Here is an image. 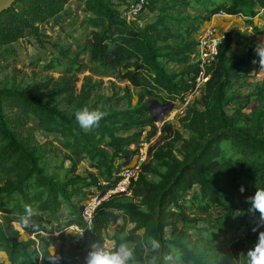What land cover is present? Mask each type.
<instances>
[{
    "label": "trees",
    "instance_id": "obj_1",
    "mask_svg": "<svg viewBox=\"0 0 264 264\" xmlns=\"http://www.w3.org/2000/svg\"><path fill=\"white\" fill-rule=\"evenodd\" d=\"M67 1L17 0L0 13V48L28 34L39 37L37 23L57 21ZM118 1L78 0L88 13L85 21L96 29L87 47L91 72L87 79L95 75L129 82L138 90L137 106L105 112L107 115L98 127L85 130L75 120V114L64 113L49 100L26 90L0 87V251L6 254L9 264H48L40 258V253L47 257L50 251L45 232L66 205L70 216L64 228L60 227L61 264H85L92 245L104 246L107 229L120 219L130 221L133 227L119 230L113 237L115 247L121 242L129 243L135 250V264H146L157 255L150 248L153 238L161 243L158 264H237L239 255L257 242L258 233L252 231L256 217L248 211L246 198L264 188V136L259 133L260 124L254 132L245 131L233 124L226 112L229 89L260 66L252 47L241 56L229 55L233 45L230 33L219 47L217 61L207 69L206 111L195 106L188 109L187 119L195 122L197 129L193 136L183 138L178 129L166 122L161 131L173 137V146L165 148L158 141L149 146L150 159L131 185L133 196L141 198L143 204L124 192L113 193L97 207L88 227L82 216L86 196L73 200L86 187L96 186L93 194L103 196L117 185L119 173L131 164L135 147L143 140L144 127L156 128L151 113L154 102L174 103L190 94L200 71L199 63L190 61L199 44L192 37L196 28L194 24L183 25L189 17L169 12L167 4L171 0H148L146 8L159 12L154 21L139 27L132 26L122 15V8L132 0ZM198 1L205 3L203 20L225 11L232 16L244 15L253 23L252 18L264 9V0ZM169 62L179 63L182 68L173 72ZM74 65L78 70L81 67L78 62ZM132 96L129 93L130 99ZM7 102L27 118L36 120L40 130L61 135L74 159L72 170L78 162L90 159L97 169L90 182L85 177L63 179L51 174L43 153L25 144L10 126L5 112ZM261 115L260 109L257 119ZM186 127L193 132L192 124ZM133 128L141 129L121 134ZM147 136L149 139L152 135ZM179 140H183V158L173 152ZM156 161L164 167L158 182L148 179ZM196 185L199 191L190 194ZM25 204L41 211V215L32 218L40 231L27 228L26 238L13 226ZM214 206L224 213L214 217ZM199 221H205L208 227L204 229L205 235L195 237L189 230L197 227ZM71 225H79L84 235L67 236L66 229ZM243 226L248 227L245 237L236 240L232 247L218 242L219 237L238 232ZM68 237H72V244L67 243ZM169 255L172 260L166 259Z\"/></svg>",
    "mask_w": 264,
    "mask_h": 264
},
{
    "label": "rangeland",
    "instance_id": "obj_2",
    "mask_svg": "<svg viewBox=\"0 0 264 264\" xmlns=\"http://www.w3.org/2000/svg\"><path fill=\"white\" fill-rule=\"evenodd\" d=\"M114 1L119 2L118 0ZM167 5L171 14L189 17L184 19L183 25L194 24L196 29L192 32V37L198 42L212 25L216 26L218 36L222 38L228 33L232 34L233 45L229 51L231 57L245 54L250 47L254 51L256 45L264 41V9H261L252 18L253 23H250L247 21L248 17L244 15L229 17L213 15L210 20H203L202 17L206 14L205 3L198 0H171ZM158 12L147 9L131 25L144 26L154 21ZM87 16L88 13L78 0H68L65 10L57 18V21L49 19L46 22L37 23L40 28L39 37L28 34L18 41L0 48V87L26 90L44 100H49L52 105L57 106L68 115L75 114L77 110L84 107L110 112L114 109L125 110L131 106H137L136 92L138 90L129 82L95 75L87 79V76L91 75V72L88 71L90 50L87 47L96 30L85 21ZM254 54L256 55L255 51ZM198 60L197 47L190 61L196 63ZM75 62L81 64L79 70L74 65ZM168 67L171 71L178 72L182 65L169 62ZM205 86L204 84L197 92L192 91L183 98L177 99L172 110L160 121H156V117L162 116L163 108L159 105H155L154 108L152 106L151 113L154 115L156 128L154 129L151 125L145 126L143 140L140 144H149L150 146L158 141V145H163L165 148L173 146V137L169 136V133L163 134L161 131L166 122L178 129L183 138L190 139L197 129L195 122L187 119V112L191 106H195L203 112L206 111ZM129 93L133 95L131 99L128 97ZM228 99L225 108L230 121L248 132H254L256 126L260 124L259 133L264 136V68L256 67L251 71V75L240 79L234 87L229 89ZM260 109L262 115L257 119L256 114ZM5 112L10 126L19 138L25 144L36 148L47 158L46 164L51 174L63 179L72 176L85 177L90 182L92 173H96L97 169L92 167L90 159L85 158L78 162L76 168L72 170L74 159L71 152L63 145L60 134L40 130L36 120L27 118L11 102L6 103ZM205 114L207 122V113ZM189 123L192 124L193 132L186 127V124ZM141 128L122 131L121 134H131ZM149 133L152 136L148 139L147 134ZM184 151L183 140L177 141L173 148L174 154L178 158H183ZM149 159L150 157L148 161ZM163 171L162 163L156 161L154 170L148 174V179L154 182L160 181ZM138 178L139 176L134 181ZM89 190L92 193H88ZM96 190V186L86 187L78 196L73 197V200L76 201L79 196H86L85 203ZM194 190L199 191V186L196 185L190 194ZM127 197L143 204L141 198L134 197L132 192ZM211 213L217 217L221 216L224 210L214 206L211 208ZM69 216L68 206L63 205L58 211L57 218H54L53 223L45 232L50 240L49 250H54L59 255L61 247L59 234ZM132 227L133 223L130 221L125 223L122 219L110 225L106 232L107 238L104 245L114 248L116 242L113 237L119 233L121 228L130 230ZM207 227L208 224L205 221H199L197 227L191 228L189 231L195 237H201L205 235L204 229ZM247 231L248 227L243 226L238 232L226 233L217 240L221 245L232 247L236 240L245 237ZM169 233L170 229H168ZM68 234L66 235L68 236ZM72 242V237H68L67 243L72 244ZM146 252L149 250L147 249ZM246 253L247 251H243L239 255L237 264H246ZM150 261L151 259H148L146 264H150ZM0 264H9L3 251H0Z\"/></svg>",
    "mask_w": 264,
    "mask_h": 264
},
{
    "label": "clouds",
    "instance_id": "obj_3",
    "mask_svg": "<svg viewBox=\"0 0 264 264\" xmlns=\"http://www.w3.org/2000/svg\"><path fill=\"white\" fill-rule=\"evenodd\" d=\"M256 57L261 68H264V41L258 43L254 49ZM256 62L255 60L253 61ZM107 115L99 109H89L84 107L75 112V120L80 127L85 130H91L93 127H98L99 122ZM241 193L245 191L244 187L240 188ZM246 203L250 205L248 211L256 217V223L252 231L257 232V242L246 253V264H264V188H258L257 191L246 198ZM258 213V216L256 214ZM41 215L39 208H34L31 204L24 205V211L19 215L18 221L14 222L13 226L18 227L21 236L25 235V229L32 228L36 232L40 231V226L33 221V217ZM69 234H76L80 237L84 235L83 230L73 225L66 229ZM140 235V233H137ZM38 243V242H37ZM151 251L157 255L151 257L150 264H158L159 252L161 243L158 239L153 238L150 242ZM40 258L46 260L48 264H61L62 256L54 250H50L47 257L40 253ZM172 260V256L166 257ZM85 264H135V250L129 243L121 242L115 248H110L107 245L97 246L92 245L86 258Z\"/></svg>",
    "mask_w": 264,
    "mask_h": 264
},
{
    "label": "built area",
    "instance_id": "obj_4",
    "mask_svg": "<svg viewBox=\"0 0 264 264\" xmlns=\"http://www.w3.org/2000/svg\"><path fill=\"white\" fill-rule=\"evenodd\" d=\"M148 0H132L129 5L122 8V15L128 23L134 22L139 15L147 10L146 6ZM232 16L225 11H220L214 16ZM225 37V36H224ZM224 38L218 36L216 26L209 27L203 36L199 40L198 55L200 71L195 79V88L193 91L197 92L208 80L209 75L207 73L208 67L212 66L219 55V47ZM149 156V144H140L137 147V151L131 164L123 169L119 175L121 176L119 182L114 188H111L106 195L94 194L91 195L84 203L83 219L88 227H91L93 223L94 213L97 207L109 197V195L117 192H124L127 195L131 193V185L140 172L143 165L148 161ZM73 226V225H71ZM83 230L79 225H75Z\"/></svg>",
    "mask_w": 264,
    "mask_h": 264
},
{
    "label": "water",
    "instance_id": "obj_5",
    "mask_svg": "<svg viewBox=\"0 0 264 264\" xmlns=\"http://www.w3.org/2000/svg\"><path fill=\"white\" fill-rule=\"evenodd\" d=\"M17 0H0V13H2L4 10H7L10 8ZM155 105H159L163 108V114L160 117H156V121L162 120L166 114L172 110L174 103L173 102H166V103H160L159 101H155L153 104V108Z\"/></svg>",
    "mask_w": 264,
    "mask_h": 264
}]
</instances>
